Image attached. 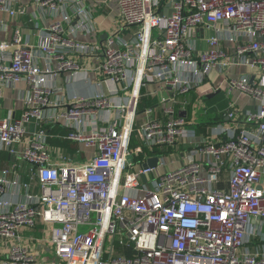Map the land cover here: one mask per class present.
Returning <instances> with one entry per match:
<instances>
[{
    "label": "built area",
    "instance_id": "built-area-1",
    "mask_svg": "<svg viewBox=\"0 0 264 264\" xmlns=\"http://www.w3.org/2000/svg\"><path fill=\"white\" fill-rule=\"evenodd\" d=\"M35 1L52 18L36 44L18 28L0 41V90L29 87L21 114L0 118V162L11 158L0 168V264H264V254L242 250L250 220H264V0ZM99 9L115 23L87 41ZM0 11L14 15L13 0H0ZM243 65L252 79L222 75ZM216 69L223 77L213 80ZM81 73L113 85L119 102L104 91L61 97L56 77ZM153 83L162 96L140 110ZM223 87L258 111L240 122L231 99L226 123L194 140L191 93ZM50 125L93 154L55 158ZM155 157V167L143 166Z\"/></svg>",
    "mask_w": 264,
    "mask_h": 264
},
{
    "label": "crops",
    "instance_id": "crops-1",
    "mask_svg": "<svg viewBox=\"0 0 264 264\" xmlns=\"http://www.w3.org/2000/svg\"><path fill=\"white\" fill-rule=\"evenodd\" d=\"M13 2L16 8V13L14 15H9L7 12L0 11V21L7 22L9 24V28L7 30H4L0 26V41L13 40V31L15 28H18L27 42L30 44H36L39 37L38 35L42 28L48 26L52 22L51 16L48 15L47 11L40 8L35 0H13ZM102 13L104 12H101L99 9L93 14L96 19V33L94 35L91 34L87 41L94 42L99 38H103L106 35L105 32H109V28L114 25L115 16L106 14L103 18L100 16ZM102 18L104 22L101 23L98 20ZM208 33L209 32H207V34ZM78 39L86 40L84 36L80 34L78 35ZM198 44L200 48H204L206 46V42L204 40H199ZM243 73L249 74L252 78L256 74L255 69H252L250 66L243 65L235 67L227 66L223 69L222 75L229 76L230 74L238 75ZM222 75L219 73L218 69H216L213 73L212 79H220V77H223ZM54 82L61 90V97H90L98 93V91H104L111 97L113 105H116V103L119 102V97L117 94L114 95L112 91L114 86L109 83H102L99 85L96 81L95 75L92 73H81L72 79H66V76L61 74L56 77ZM0 92L2 94L0 100V118H7L8 116L18 117L23 110L22 108L26 96L29 93L28 85L22 82L11 86L7 85L3 87ZM236 95V92L228 93L226 87L202 96L197 92L191 93V104L194 108L196 107L198 111H204V113L206 112L207 105H205L204 102L212 108L209 119L203 123H200L199 120L195 118V115L193 116L191 114V112L185 115L188 122L193 121L195 123L190 124L189 126V129H194V140L205 138L212 129L217 128L220 124L226 123L227 119H225V113L228 108V102L231 99L235 101L236 115L238 116L240 122H243L244 115L249 113L254 114L258 111L259 103L256 100L248 96L239 97ZM161 96L162 88L160 87V84L153 83L144 86L142 98L144 97L148 100L143 106L155 105ZM189 109H192V107L190 106ZM139 116L141 117V115ZM246 128L252 132L255 129V125L247 124ZM63 130L65 129L59 125H55L54 127L53 125H50V127L48 126L47 131L49 136L47 138V143L50 146L51 154L55 158L67 156L77 163H82L83 161L89 159L93 154V149L85 146V144H79L73 141H70L74 147L73 150L68 149V146L63 144V139H65L63 135L66 134V131L63 132ZM9 162H11V158L9 159V157L3 153L0 168L7 169L10 165ZM24 169L25 166L23 165V168L20 171ZM15 173H19V170H11L8 177L13 176ZM30 182L31 191L38 193L40 190L39 183L34 178H31ZM9 195L13 199H16L15 196H12L11 194ZM246 229V231H248V237L242 247L243 253H256L259 255L264 254V220L254 218L250 220Z\"/></svg>",
    "mask_w": 264,
    "mask_h": 264
},
{
    "label": "rangeland",
    "instance_id": "rangeland-1",
    "mask_svg": "<svg viewBox=\"0 0 264 264\" xmlns=\"http://www.w3.org/2000/svg\"><path fill=\"white\" fill-rule=\"evenodd\" d=\"M204 104L205 105H207L206 107H207V109H206V112L204 113V111H196V113H195V118L196 119H198L199 120V122L200 123H203V122H205V121H207V119H209V116H210V114H211V110H212V108L210 107V105H208L207 103H205L204 102ZM170 159H171V157H170ZM169 158H167V160L169 161L170 160ZM172 159L175 161L176 160V164H179L180 162H181V160H179V156L177 155V154H175V155H173V157H172ZM173 166H174V164L173 165H171V164H169V168H173ZM226 172L223 174V176H221L222 177V181L223 180H226ZM88 229V227L87 226H84V227H80V230L81 231H85V230H87ZM43 255L45 256V257H52L53 256V254H52V252H51V249H50V247H48V248H44L43 250ZM43 258H39V261H41Z\"/></svg>",
    "mask_w": 264,
    "mask_h": 264
},
{
    "label": "trees",
    "instance_id": "trees-1",
    "mask_svg": "<svg viewBox=\"0 0 264 264\" xmlns=\"http://www.w3.org/2000/svg\"><path fill=\"white\" fill-rule=\"evenodd\" d=\"M147 100H148V99H147ZM147 100H146V98H144V97L142 98V97H141L140 102H139V105H138V106L140 107V109H142V108L144 107L143 105L147 103ZM54 126H55V125H54ZM54 126H53V127H54ZM47 127H48V126H47ZM49 127H50V126H49ZM65 131H66V129L63 130V132H65ZM59 132H60V131H59ZM63 132H62V133H63ZM66 132H67V131H66ZM63 144H64V145H67V146H68V149H70V150H73V148H74V147L72 146L71 142H70V141H67L66 139H63Z\"/></svg>",
    "mask_w": 264,
    "mask_h": 264
},
{
    "label": "water",
    "instance_id": "water-1",
    "mask_svg": "<svg viewBox=\"0 0 264 264\" xmlns=\"http://www.w3.org/2000/svg\"><path fill=\"white\" fill-rule=\"evenodd\" d=\"M251 79H252V77H251ZM156 159H157L156 157L148 159V162L144 163L143 166L144 167H155L156 162H157Z\"/></svg>",
    "mask_w": 264,
    "mask_h": 264
}]
</instances>
